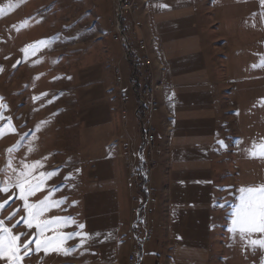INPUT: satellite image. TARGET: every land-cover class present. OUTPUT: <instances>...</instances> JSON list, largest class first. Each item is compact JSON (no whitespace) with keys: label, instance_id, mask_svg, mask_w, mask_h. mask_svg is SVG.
Instances as JSON below:
<instances>
[{"label":"crops","instance_id":"crops-1","mask_svg":"<svg viewBox=\"0 0 264 264\" xmlns=\"http://www.w3.org/2000/svg\"><path fill=\"white\" fill-rule=\"evenodd\" d=\"M125 1L132 5L122 21L123 33L132 44L127 57L132 65L138 64L142 90L135 85L147 101L140 98L149 103L153 97L157 111L142 110L139 98L133 110L137 123H126V107L122 117L119 113L130 99L119 92L113 74L111 85L99 80L93 69V85L80 96V123L87 130L112 125L105 146L110 148L112 142V149L87 160L90 166L82 161L73 180L75 191L64 195L69 203L61 215L81 204L73 213H84L76 226L84 225L79 231L88 237L81 240L87 238L100 264H140L145 244L150 239L151 245L153 236V247L163 254L164 264H222L226 234L230 229L235 235L246 233L234 225L230 205L235 204V213L241 189L248 188L241 187L236 161L253 166L254 194L264 187L260 155L264 134L262 123H256L261 107L257 99L246 106L244 95L240 104L234 103L237 84L246 81L247 74L243 64L237 67L244 56H235L241 42L236 43L251 40L258 47L257 38L264 40V20L254 6L257 0ZM114 25L112 20L100 29L118 43ZM231 64L232 76L227 72ZM241 115L244 124L238 122ZM143 124L155 129L152 147L144 145ZM250 174L246 171L244 180ZM142 189L149 190L148 198L141 197ZM72 230L79 232L69 227L65 232Z\"/></svg>","mask_w":264,"mask_h":264},{"label":"rangeland","instance_id":"rangeland-1","mask_svg":"<svg viewBox=\"0 0 264 264\" xmlns=\"http://www.w3.org/2000/svg\"><path fill=\"white\" fill-rule=\"evenodd\" d=\"M254 6L259 8L263 21L264 0H257ZM115 8L114 0H0V131L3 133L0 135V181L5 186L12 185L8 191L0 192V204H4L0 210V221H3L0 228H8L15 235L25 233L19 241L20 245L29 239L33 240L28 251L20 254L19 264L101 263L99 258H93V250L89 248L87 238L85 241L81 240L83 235L88 237L87 233L79 231L83 228L76 226L83 220L84 213H73L80 209L81 204L75 205L74 209L70 208L69 215L61 213L69 203L65 193L73 194L75 191L73 186L76 183L73 180L82 161L101 157L108 149H112V142L110 148H105L112 135L108 128H112V125L87 130L80 123L83 104L80 96L82 90L93 85V69L101 77L99 80L111 85L113 74L119 92L130 99L129 103L120 108L119 113L122 117L126 107L124 116L129 119L126 123H137L133 110L139 104L140 97L145 99V95L139 92V87L135 88L137 84L142 90L143 81L136 76L138 68L127 57L132 44L129 38L125 45L124 35L116 28L119 17ZM96 16L100 18L104 29L113 20L118 43H114L112 36L108 37L106 32H102ZM126 19L127 12L124 11L122 21ZM260 26L262 32L263 26ZM122 30L121 24L120 31ZM108 32L112 34L111 30ZM257 39L260 40L258 47L251 40L236 43L241 42L240 52L235 56H244L243 60L237 62L240 65L237 67L243 64L247 74L245 73L246 81L237 84L238 97L234 103L238 101L240 104L241 95L245 96L242 102L246 106H250L253 100H258L261 111L256 114V123H262L264 134V40L262 37ZM41 40L48 43H36ZM117 63L118 66H115ZM231 65L232 69L227 67L230 76L235 72V66ZM241 117L242 120L239 118L238 122L244 124V116ZM135 127L139 131L141 123L138 121ZM89 162L87 161V165H92ZM55 163L60 164L53 168ZM236 163L241 171V187L247 185V189L257 190L252 185L255 180L253 166L243 164L240 159ZM248 170L251 174L246 181L243 174ZM22 172L27 174L23 193L15 186ZM50 172L57 174L51 177L44 175ZM59 180V185L54 186V182ZM142 190L146 194L142 192L141 197L148 198L149 190ZM229 194V199L235 203L236 199ZM21 195L24 199L20 198ZM57 201L62 202L57 204ZM25 204L29 206L27 209ZM230 205L235 216V204ZM14 212L16 215L8 219ZM25 217L27 219H22ZM68 217L72 219L65 224L64 218ZM28 223L32 224L31 228ZM38 224L42 231L37 228ZM45 224L49 226L44 227ZM68 227L79 232L73 238L65 240ZM229 232L225 237V252L219 263L264 264V247L259 243H251L254 240H264V231H246L243 235L232 234L235 232L231 229ZM70 233L76 232L72 230ZM37 239L41 245L39 249L35 243ZM151 239V245H148L150 239L145 244L140 264H164L163 254L156 253L155 246L153 247L155 236ZM45 241L53 242L45 248ZM218 247L219 245L214 246V250ZM56 249L72 251L64 254ZM96 251L98 250L94 249ZM8 255L5 253L6 257ZM103 260L106 261L105 258ZM130 260L132 262L133 258ZM0 264L13 262L4 258L0 259Z\"/></svg>","mask_w":264,"mask_h":264},{"label":"snow or ice","instance_id":"snow-or-ice-1","mask_svg":"<svg viewBox=\"0 0 264 264\" xmlns=\"http://www.w3.org/2000/svg\"><path fill=\"white\" fill-rule=\"evenodd\" d=\"M39 45L47 44L48 41L41 40L39 42H36ZM2 70V69H0ZM2 131H0V135H2ZM261 152L260 155L264 156V145L260 146ZM11 151V149H9ZM255 155V153H253ZM39 164V162H36ZM57 174L56 172H50L45 173L44 175L51 177L52 175ZM26 173H20L19 177L17 178L16 187H18L19 191L23 193L25 191V188L23 187V184L26 182ZM66 179H71V177H66ZM12 185L5 186L4 182L0 181V192H6L9 190V188ZM36 187H39L37 185ZM241 203L239 207L236 209L235 216L236 219L233 221L234 225L239 226L241 233L245 231H264V187H261L259 189L258 195L262 198L261 200L257 201L256 194H254V190L249 189H241ZM21 199H24V196H20ZM47 199V198H45ZM62 201H57L56 203L59 204ZM41 204H44V201L40 202ZM4 207V204H0V210H2ZM26 209L29 207L27 204H25ZM16 213L14 212L11 216H9L8 219H12ZM22 219H27L22 218ZM72 218H64L65 224H67V221L71 220ZM59 220V218H57ZM19 223V221L17 222ZM3 224V221H0V225ZM48 224H45L44 227H48ZM28 227L31 228L32 224L28 223ZM80 228H83L84 225H80ZM37 228L41 231L43 230L41 226L38 224ZM25 235V233H20L19 235L11 234L10 230L8 228H0V259H8L13 262V264H19V260L21 258L20 254L23 252L28 251V246L33 243L32 239H29L28 241L24 242L23 245H20L19 241L22 239V237ZM78 235V233H70L66 237H64L65 240L71 239L74 236ZM53 241H45V248H47V245L52 243ZM37 249L40 248V241L37 239L35 240ZM253 245L259 243L262 247H264V240L261 241H251ZM57 251H63L64 254H68L72 251V249H56ZM5 253H8L9 255L6 257Z\"/></svg>","mask_w":264,"mask_h":264},{"label":"built area","instance_id":"built-area-1","mask_svg":"<svg viewBox=\"0 0 264 264\" xmlns=\"http://www.w3.org/2000/svg\"><path fill=\"white\" fill-rule=\"evenodd\" d=\"M114 3L116 5L115 12L116 14H118V17H119V19H117V22H116V28L121 34L124 35L126 39L125 45H127L128 38L123 33V30L120 31V29H121V24H122L123 12L126 10H130L132 8V5L127 3L124 0H117V1L114 0ZM119 82H120V79H119ZM140 108L146 112H149L150 114L157 111V107L155 106V100H153V97L149 103L143 100L142 98H140ZM143 125H144L143 126L144 145L146 147H152L154 140H155V134H156L155 129L150 124H143Z\"/></svg>","mask_w":264,"mask_h":264},{"label":"trees","instance_id":"trees-1","mask_svg":"<svg viewBox=\"0 0 264 264\" xmlns=\"http://www.w3.org/2000/svg\"><path fill=\"white\" fill-rule=\"evenodd\" d=\"M130 57H131V54H130ZM131 59V58H130ZM135 67L137 68L138 67V64L136 63V65H135ZM138 74H139V69H138V71L136 72V76H138ZM137 88V87H136Z\"/></svg>","mask_w":264,"mask_h":264},{"label":"bare ground","instance_id":"bare-ground-1","mask_svg":"<svg viewBox=\"0 0 264 264\" xmlns=\"http://www.w3.org/2000/svg\"><path fill=\"white\" fill-rule=\"evenodd\" d=\"M154 100V99H153ZM156 103V102H155ZM155 106L157 107V105L155 104Z\"/></svg>","mask_w":264,"mask_h":264}]
</instances>
